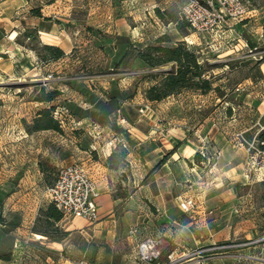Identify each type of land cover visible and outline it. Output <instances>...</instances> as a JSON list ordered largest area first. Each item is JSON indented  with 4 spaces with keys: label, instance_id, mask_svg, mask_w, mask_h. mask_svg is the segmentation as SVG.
I'll return each mask as SVG.
<instances>
[{
    "label": "crops",
    "instance_id": "1",
    "mask_svg": "<svg viewBox=\"0 0 264 264\" xmlns=\"http://www.w3.org/2000/svg\"><path fill=\"white\" fill-rule=\"evenodd\" d=\"M84 3L85 0H4L0 9V79L30 76L33 80H45L46 88H56L61 93L59 97L70 102L61 110L74 109L81 118L78 125L94 120L101 133L116 135L126 145V162L135 166L142 177L124 205L125 226H130L128 233L136 227V234L129 235L123 242L113 239L116 238L117 225L113 209L117 200L110 194L109 170L103 168L102 175L97 180L94 178L101 192L97 199L100 220L95 227L105 229L114 243L108 249L114 246L116 254L121 255L113 257L109 251L93 260L94 264H134L137 243L149 236H160L164 240L158 264L166 263L170 254L178 259L175 264H264V204L250 202L243 192L250 183L264 182V170L246 171L248 154L242 145L230 140L224 131L213 130L210 122L207 124V140L203 142L187 138L180 128H171L162 136L156 127L162 120L158 107L142 98L145 103L139 113L140 109L136 110V102L127 95L126 87L116 89L112 86L110 91L104 85L101 92L90 87L86 90L80 85L83 81L80 76L51 80L52 66L59 72L66 70L69 54L76 45L94 39L93 30L85 28L90 25L78 16ZM33 8H39L41 16L31 14ZM253 20L259 27L252 36L256 41L264 42V16L257 15L256 10L250 11L246 19L235 26L237 30H244ZM233 24L229 22L227 26ZM26 29H36L42 44L59 47L65 57L41 62L36 52L26 46L28 43L19 41ZM239 48H245L247 52L260 48L259 52L264 56V45H225L224 54H231ZM118 50L124 55L126 44L119 45ZM262 66L264 63L259 65L264 74ZM30 72L33 74L28 75ZM49 76L51 78L46 79ZM65 82L74 88H69ZM5 110L14 116L9 121L0 118V233L8 229L10 234L27 235L34 243L47 244L62 252L68 237L83 233L87 222L78 218H61L54 225L64 232V236L51 240L45 235L47 230L41 228L39 222L46 219L44 211L50 203L44 196H35L36 186L21 184V178L29 179L30 173L42 178L37 168L41 153L35 144V138L41 132H25L19 119V108L0 106V112ZM250 119L258 121L254 117ZM252 128L250 125L246 131ZM103 145L101 140L98 147L104 151V158L120 147V144L116 147H110L108 143ZM206 145L207 153L218 152V156L204 181L200 169L195 168L194 157ZM168 153L167 159L150 173ZM30 162L35 170H30ZM189 197L195 198L198 206L193 211H184L179 203ZM222 245L230 247L211 253L209 258L207 254L186 256L201 248ZM2 263L8 264L0 260Z\"/></svg>",
    "mask_w": 264,
    "mask_h": 264
},
{
    "label": "rangeland",
    "instance_id": "2",
    "mask_svg": "<svg viewBox=\"0 0 264 264\" xmlns=\"http://www.w3.org/2000/svg\"><path fill=\"white\" fill-rule=\"evenodd\" d=\"M247 1L249 12L256 10L257 15L264 16V0ZM181 6L182 0H128L121 3H115L113 0L111 2L85 0L84 7L79 9L78 16L84 23L90 25L85 28L93 30L94 39L91 42L84 40L76 45L69 54L66 70L59 72L52 66L50 68L53 74L51 80L56 77L62 79L64 76H67L66 78L80 76L83 78L80 85L86 90L90 87L92 90L98 89L101 92L104 90V85L109 90L112 86L116 89L126 87L129 91L127 95H130L136 102L134 106L136 110L140 109L139 113H141L142 105L145 103L144 100L142 101L144 90L151 84V81L146 78L150 70L134 60H131L129 65H118L123 56L118 46L125 43L126 50L131 45L141 48L153 44L157 38L167 34L174 39L185 41L197 51L202 60L214 66L208 72V77L210 76L213 87H217L218 90H212L207 94L183 91L160 102H152L151 106L158 107L161 112L162 120L156 126L158 127L157 133L160 132L164 136L171 128H180L187 138L201 139L203 142L207 140V124L210 122L213 130L224 131L230 140H236L239 133L246 138L252 137V133L256 132L259 127L258 121L264 124V74L259 67L254 66L255 59L253 55H250L252 53L261 54L260 48L251 49V53L245 48L244 50L239 48L231 54H224V48L225 45L228 47L264 45V42L256 41L252 36L257 33L259 24L253 20L244 30H237L234 23L232 26L222 27L217 32L206 34H197L189 27L179 32L174 23L159 19L154 12L155 8H159L180 19ZM19 39L29 44L23 35ZM30 46L39 47L38 45ZM31 74L33 72L28 75ZM1 79L0 106L19 108V119L27 132L25 126L32 123L35 113L48 106V104L34 101L40 87L44 86L43 83L46 81L33 80L30 76L19 79L1 77ZM64 84L68 85L69 82ZM68 87L73 89L74 85H68ZM68 103L70 102L61 97L52 103L59 107L56 117L62 121L63 132L45 131L42 133L41 131V134L35 138L36 148L41 153L37 168L41 172L40 162L53 167L49 173L41 172L42 178L40 179L37 174L33 175V173H30L29 179L21 178V184L27 183L37 187L35 196L45 197L46 188L54 182L58 169L64 165L77 164L87 171L89 176L97 180V177L102 175L103 168H106L102 154L104 151H101L98 145L101 144V140L106 145L110 140L117 138L116 135L112 136L104 131L101 133L94 120H91L89 124L78 125L77 122L81 118L74 113V109L72 111L68 108L61 110V107L67 106ZM72 104L77 105L75 102ZM13 116L7 114L6 110L3 113L0 112V118L4 121H9ZM252 117L257 118L258 121L256 119L249 121ZM250 125H253V128L246 131ZM118 148L126 150L122 146L115 149ZM200 152L198 161L195 160L194 164L195 168L201 171V179L206 181L207 172L214 166L215 160L212 154L207 153V145L202 147ZM5 164L9 163L5 162ZM31 164L32 162L29 168L32 171L35 166ZM137 171L138 169L130 166L128 162H125L117 171L109 170L110 194L113 199L117 200L113 209L114 218L117 221L116 238L113 239L119 242L125 241L129 236L130 226H125L127 221L123 220L124 205L142 179ZM243 192H246L250 202L264 204V182L250 183L244 187ZM138 200L141 201L140 198ZM139 214L140 210L137 209V215ZM99 220L92 223L87 222L83 233L68 237L62 252L47 244L34 243L27 235L10 234L6 229L0 233V255H11L8 264H73L81 260L94 264L93 260L109 251L113 257L119 258L121 254L119 252L116 254L114 246L111 250L108 249L109 245L114 244L111 243L112 238L106 235L105 229L95 227ZM39 226L48 231V238L51 240H59L64 236V232L59 227L49 224L45 219H41ZM120 247L123 246L120 245Z\"/></svg>",
    "mask_w": 264,
    "mask_h": 264
},
{
    "label": "trees",
    "instance_id": "3",
    "mask_svg": "<svg viewBox=\"0 0 264 264\" xmlns=\"http://www.w3.org/2000/svg\"><path fill=\"white\" fill-rule=\"evenodd\" d=\"M113 1L121 3L128 0ZM30 12L33 15L41 16L39 8H33ZM154 12L159 19L174 23L175 28L179 32H183L188 28L184 21L178 19L177 16H173L170 12L162 11L159 8H155ZM23 36L29 41L27 46L36 52L41 62L57 61L65 57V53L59 47L42 44L38 39L36 29H26ZM30 45H38L39 47ZM131 60L137 61L150 70L146 74V78L151 81V84L144 90V98L149 102H160L183 91L207 94L212 90H218L217 87H213V81L210 76L208 77V72L214 66L202 60L197 51L187 45L185 41L174 39L167 34L157 38L153 44L145 45L141 48L132 45L128 46L118 65H129ZM262 62L264 61H255L254 66L259 67ZM60 95V91L56 88L48 89L43 85L40 87L34 101L48 104V106L39 109L35 113L32 123L25 126L28 133L41 131L63 132L62 121L56 117V113H59V107L52 105L53 101ZM169 155L170 153L165 155L155 165L154 169L158 168ZM126 156V150L115 149L105 158L104 165L109 170L117 171L125 164ZM194 158L198 161V154ZM39 167L43 173H49L53 170L51 165L42 162L39 163ZM44 216L46 217L45 221L52 225L62 218L61 213L52 204L48 205L44 211ZM44 233L48 236L47 231ZM10 258V254L0 255V260L6 262Z\"/></svg>",
    "mask_w": 264,
    "mask_h": 264
},
{
    "label": "built area",
    "instance_id": "4",
    "mask_svg": "<svg viewBox=\"0 0 264 264\" xmlns=\"http://www.w3.org/2000/svg\"><path fill=\"white\" fill-rule=\"evenodd\" d=\"M4 0H0V9ZM247 0H182L179 17L190 29L197 34L213 33L228 25L229 22L240 23L248 13ZM251 53V50L249 51ZM255 61H264V56L252 53ZM257 56V57H256ZM264 63V62H262ZM51 78V76L46 79ZM58 112L56 113V115ZM258 129L250 138L239 133L236 142L242 145L247 154L246 171L248 173L264 170V124L258 121ZM118 144L126 149V145L117 138L108 142L110 147ZM218 152L212 154L216 159ZM209 159V158H208ZM45 197L62 215L68 220L78 218L92 223L98 219L97 199L100 196V189L95 179L88 175L82 167L77 164L64 165L58 169L56 179L46 188ZM179 206L184 211H193L198 204L195 198L189 197L180 201ZM136 234V227L129 231V235ZM164 247V240L160 236L144 237L135 249V260L137 264H158ZM230 247L226 245L201 248L190 253L187 257L197 254H207V258L213 252L224 250ZM177 258L168 255L166 263L175 264ZM75 264H89L85 261H78Z\"/></svg>",
    "mask_w": 264,
    "mask_h": 264
}]
</instances>
